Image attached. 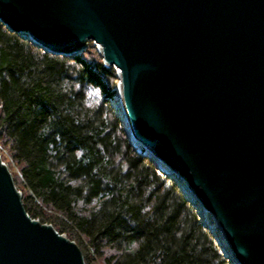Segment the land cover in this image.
Masks as SVG:
<instances>
[{"label":"water","instance_id":"water-1","mask_svg":"<svg viewBox=\"0 0 264 264\" xmlns=\"http://www.w3.org/2000/svg\"><path fill=\"white\" fill-rule=\"evenodd\" d=\"M0 20L57 55L96 43L135 149L214 221L231 263L264 264V0H0ZM0 264H87L27 212L1 155Z\"/></svg>","mask_w":264,"mask_h":264},{"label":"trees","instance_id":"trees-1","mask_svg":"<svg viewBox=\"0 0 264 264\" xmlns=\"http://www.w3.org/2000/svg\"><path fill=\"white\" fill-rule=\"evenodd\" d=\"M89 48L53 54L0 20V155L27 212L75 240L87 264H233L176 181L132 145L111 104L115 70Z\"/></svg>","mask_w":264,"mask_h":264},{"label":"bare ground","instance_id":"bare-ground-1","mask_svg":"<svg viewBox=\"0 0 264 264\" xmlns=\"http://www.w3.org/2000/svg\"><path fill=\"white\" fill-rule=\"evenodd\" d=\"M112 102L115 104V106H116V108L118 109V111H119V109H120V107H121V99H120V93L117 91L116 92V94H115V96H114V98L112 99ZM121 111V110H120ZM119 111V112H120ZM119 117L123 120V119H125L126 120V114L124 113V112H120V115H119ZM132 143H134L136 146H141V145H143V143H141L135 136H133V139H132ZM182 185H184V183L182 182L181 183ZM191 195L194 197V195L191 193ZM196 199V198H195ZM197 200V199H196ZM202 212H203V210H202ZM203 215V216H202ZM201 216L203 217V219L205 220V221H208V222H210L212 225H213V227H214V225H215V223H214V221L213 220H209L208 218L209 217H207L206 216V213H204L203 212V214H202ZM215 228H216V225H215ZM216 229H218V228H216ZM224 246H225V248L226 249H228V247H227V245L224 243Z\"/></svg>","mask_w":264,"mask_h":264},{"label":"rangeland","instance_id":"rangeland-1","mask_svg":"<svg viewBox=\"0 0 264 264\" xmlns=\"http://www.w3.org/2000/svg\"><path fill=\"white\" fill-rule=\"evenodd\" d=\"M93 44H94V47H95V49L98 51V53H99V50H98V46H97V44L96 43H94L93 42ZM88 49V53H89V55L90 56H92V55H95L93 52H89V50H90V48H89V45L87 46V48L86 49H84L82 52H84V51H86ZM92 50H94V49H92ZM81 52V53H82ZM100 54V53H99ZM113 67V66H112ZM114 68V70H115V74H116V79H115V82H114V84H113V90H114V94H113V98H114V96H115V94H116V92H117V83H118V80H119V78H118V76H117V70H116V68L115 67H113ZM112 98V99H113ZM119 117V116H118ZM0 153L1 154H3L4 156H6V157H8V155H7V153L6 152H4V151H0ZM6 154V155H5ZM7 160H8V158H7ZM11 170L12 171H15L16 172V167L15 166H13V165H11ZM194 204V203H193ZM194 206H195V204H194ZM195 208H196V212L198 213V215H199V220L200 221H202L201 219H202V216H201V214L198 212L199 211V209L195 206ZM87 247V246H86ZM87 250H88V252H91V250L89 249V247L87 248Z\"/></svg>","mask_w":264,"mask_h":264}]
</instances>
